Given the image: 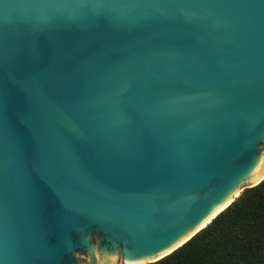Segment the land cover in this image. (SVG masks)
Instances as JSON below:
<instances>
[{"label":"water","instance_id":"water-1","mask_svg":"<svg viewBox=\"0 0 264 264\" xmlns=\"http://www.w3.org/2000/svg\"><path fill=\"white\" fill-rule=\"evenodd\" d=\"M263 179L264 0H0V264L154 262Z\"/></svg>","mask_w":264,"mask_h":264},{"label":"trees","instance_id":"trees-1","mask_svg":"<svg viewBox=\"0 0 264 264\" xmlns=\"http://www.w3.org/2000/svg\"><path fill=\"white\" fill-rule=\"evenodd\" d=\"M147 264H264V179L189 241Z\"/></svg>","mask_w":264,"mask_h":264},{"label":"bare ground","instance_id":"bare-ground-1","mask_svg":"<svg viewBox=\"0 0 264 264\" xmlns=\"http://www.w3.org/2000/svg\"><path fill=\"white\" fill-rule=\"evenodd\" d=\"M207 221H208V220H207ZM207 221H206V222H207ZM206 222H205V223H206ZM157 258H158V257H157Z\"/></svg>","mask_w":264,"mask_h":264}]
</instances>
